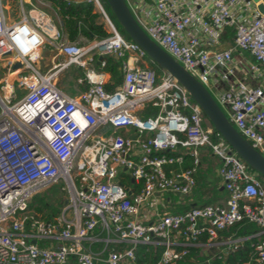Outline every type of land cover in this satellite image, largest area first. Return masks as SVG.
<instances>
[{"label":"built area","instance_id":"built-area-1","mask_svg":"<svg viewBox=\"0 0 264 264\" xmlns=\"http://www.w3.org/2000/svg\"><path fill=\"white\" fill-rule=\"evenodd\" d=\"M87 1L106 22L103 39L69 40L42 8L24 9L31 0H19V17L8 20L0 0V264H146L136 256L139 245L163 247L155 264H178L190 247L215 245L243 220L258 227V241L242 264H264V183L217 137L186 88L157 73L146 52L121 35L101 0ZM124 1L264 156V13L257 7L264 0ZM227 29L233 43L223 46ZM45 46L62 60L42 71L36 63ZM109 56L122 72L113 91L103 80ZM72 65L84 70L79 82L87 85L77 96L58 86ZM18 89L24 93L13 102ZM203 147L221 162L226 202L148 212L193 191ZM186 155L191 165L184 168ZM59 179L68 192L61 210L52 219L34 216L32 198Z\"/></svg>","mask_w":264,"mask_h":264},{"label":"trees","instance_id":"trees-1","mask_svg":"<svg viewBox=\"0 0 264 264\" xmlns=\"http://www.w3.org/2000/svg\"><path fill=\"white\" fill-rule=\"evenodd\" d=\"M49 1L52 9L60 18L62 28L67 34L69 40L75 41L80 37H83L88 41L100 40L109 35L105 28L102 14L96 10L91 1L85 0L78 3L71 0ZM101 3L117 30L124 33L125 31L116 20L107 2L105 0H101ZM224 39L227 41L228 45L233 43V32L231 29L226 30ZM118 67L119 62L117 60L110 56L106 57V65L103 68V71L110 74V82L104 85L105 90L113 91L116 86L121 84L122 72ZM156 71L158 73L161 72L159 69H156ZM211 126L213 127L212 124ZM214 131L217 134V137L222 138L215 129ZM260 180L264 183V179ZM124 181L125 183L131 182L129 179H125ZM36 196L37 195L32 198L29 208L31 209V213L38 218L52 219L58 214L60 207L62 208L63 206V203H60L59 208L49 209L45 201ZM225 231L236 232L237 235L240 236H247L257 232L258 227L253 222L243 220L227 228ZM257 241V236L249 237L243 241L242 245L236 248L234 252L228 254L225 258H220L218 256L209 257L208 255L200 254V249H198V247H190L188 255L179 260L178 264H242V262L249 260L255 255L254 245ZM98 247V244L95 245V248ZM162 250V246L139 245L136 248V256L139 261L143 263L155 264L160 260ZM208 258H210V260L206 263Z\"/></svg>","mask_w":264,"mask_h":264},{"label":"water","instance_id":"water-1","mask_svg":"<svg viewBox=\"0 0 264 264\" xmlns=\"http://www.w3.org/2000/svg\"><path fill=\"white\" fill-rule=\"evenodd\" d=\"M105 1L127 36L136 42L157 66L186 88L193 100L201 106L214 129L233 149L240 161H243L252 171L264 176V156L239 134L204 85L148 37L132 16L124 0ZM257 7L261 13H264L263 4H258ZM129 137L134 138V135L131 134Z\"/></svg>","mask_w":264,"mask_h":264},{"label":"crops","instance_id":"crops-1","mask_svg":"<svg viewBox=\"0 0 264 264\" xmlns=\"http://www.w3.org/2000/svg\"><path fill=\"white\" fill-rule=\"evenodd\" d=\"M13 1V0H12ZM9 17V16H8ZM62 26V25H61ZM67 35V34H66ZM68 37V36H67ZM81 38V37H80ZM227 41L225 40V43L223 46H227ZM39 59L36 63V66L40 69L42 68V71H46L54 64L62 60L60 56L54 57V52L51 48L46 49L43 48L40 51ZM245 57L247 59H251V56L246 53ZM42 66V67H41ZM96 69L99 71L97 64L95 65ZM77 68V67H76ZM41 70V69H40ZM66 69H63L58 76L62 75V73ZM82 76H83V69L80 68ZM79 74V73H77ZM79 76L77 78V83L79 84V91L76 94H73L71 96H77L82 90H84L87 85L85 83L79 82V79L82 77ZM104 85L110 82V74L104 71ZM122 82V78H121ZM211 125V124H210ZM127 131L126 129H119L117 130V133L125 134ZM214 156L210 150L206 147L200 148V165L197 170L196 174V185L193 189V191L188 195H170L169 201L166 202L164 208L161 207L162 204H155L150 205L148 208V212H151V207L157 206V208H160L163 211H169L173 213L177 212H183L187 210L190 207L208 204V203H225L228 197V194L226 190L223 187L222 180L218 174V169L221 165L220 160ZM216 161V162H215ZM191 165V157L186 155L184 157V162L182 164V167L186 168ZM149 215V214H147ZM146 215V216H147ZM252 235L247 236H240L237 235L236 232H229V231H223L220 236L217 238L216 244L212 246H205V245H198L195 247H198L200 254L208 255L209 257L218 256L220 258L227 257L228 254L234 252V250H230L227 254H224L223 251L225 250L227 245H231L230 242L234 240H239L238 248L240 245H242L243 241L251 237ZM202 243L205 242V238H201ZM210 258L206 260V263Z\"/></svg>","mask_w":264,"mask_h":264},{"label":"rangeland","instance_id":"rangeland-1","mask_svg":"<svg viewBox=\"0 0 264 264\" xmlns=\"http://www.w3.org/2000/svg\"><path fill=\"white\" fill-rule=\"evenodd\" d=\"M71 1L78 3V2L85 1V0H71ZM31 2L33 3L32 5L24 4L25 10H27L28 8L33 7V6L42 8L44 11H46L52 17V20L54 21V23H56V24L61 23L60 18L55 13V11L52 9L51 4L42 6V5L37 3V0H31ZM131 2H132V0L130 1V3ZM3 5H4V10H5V13H6L8 20H15L16 18L19 17V15H20L19 0H13V1L12 0H3ZM5 6H6V8H5ZM129 8H130L133 16L138 20L137 13L134 11V9H132V7H129ZM103 21L105 23L106 30H108L104 18H103ZM141 26L144 28V26L142 24H141ZM120 33L124 38L129 39V37L127 36V34L125 32L123 33L122 31H120ZM49 48H50V46H46V49H49ZM76 67L77 66H74V65L67 67L66 70L62 73V75L58 79L59 88L63 92H65L66 94H68L70 96L73 94H76L79 91V84L77 83V78L79 76H82V73H81L80 68L79 67L76 68ZM152 67L155 68V70L159 69L161 72L163 71L156 64H153ZM40 69L42 70V68H40ZM1 73H2V71L0 70V75H1ZM77 73H79V74H77ZM23 93H24V91L22 92L21 89H18L16 97L13 98V102H16L23 95ZM211 94H212L213 98L215 100H217L215 94L213 92H211ZM0 110H1V108H0ZM223 111L227 114V111L224 108H223ZM208 122H209V120H208ZM101 134H102V131H98V135H101ZM217 158H215V159H217ZM257 174H258V177L260 179H262V180L264 179V177L261 176L259 173H257ZM64 185L65 184H64L63 180L59 179L58 182L52 184L51 186H49L48 188L44 189L39 194H37L36 197L42 198L45 201V203L48 205L49 209L59 208L60 203H63L64 200L68 197V192L65 189H63ZM49 209H48V211H49ZM60 210H61V207H60ZM69 212L71 213V210Z\"/></svg>","mask_w":264,"mask_h":264},{"label":"bare ground","instance_id":"bare-ground-1","mask_svg":"<svg viewBox=\"0 0 264 264\" xmlns=\"http://www.w3.org/2000/svg\"><path fill=\"white\" fill-rule=\"evenodd\" d=\"M5 8H6V6H5Z\"/></svg>","mask_w":264,"mask_h":264}]
</instances>
